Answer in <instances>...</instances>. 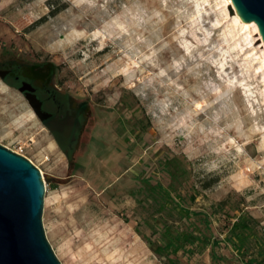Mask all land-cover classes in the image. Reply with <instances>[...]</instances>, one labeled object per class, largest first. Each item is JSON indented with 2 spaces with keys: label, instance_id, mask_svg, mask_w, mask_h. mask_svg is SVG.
<instances>
[{
  "label": "rangeland",
  "instance_id": "1",
  "mask_svg": "<svg viewBox=\"0 0 264 264\" xmlns=\"http://www.w3.org/2000/svg\"><path fill=\"white\" fill-rule=\"evenodd\" d=\"M242 23L227 0H0V65L73 113L40 121L0 78V144L40 170L61 264H213L208 248L170 262L147 244L164 220L192 227L156 211L166 170L191 209L226 201L217 230L242 211L264 225V46Z\"/></svg>",
  "mask_w": 264,
  "mask_h": 264
},
{
  "label": "water",
  "instance_id": "2",
  "mask_svg": "<svg viewBox=\"0 0 264 264\" xmlns=\"http://www.w3.org/2000/svg\"><path fill=\"white\" fill-rule=\"evenodd\" d=\"M230 1L243 22L256 25L264 46V0ZM4 73L0 70V78ZM18 91L40 121L49 116L29 82L22 81ZM44 193L40 170L0 144V264H61L42 225Z\"/></svg>",
  "mask_w": 264,
  "mask_h": 264
},
{
  "label": "trees",
  "instance_id": "3",
  "mask_svg": "<svg viewBox=\"0 0 264 264\" xmlns=\"http://www.w3.org/2000/svg\"><path fill=\"white\" fill-rule=\"evenodd\" d=\"M50 67H47L45 71L34 68V66H30L29 69L35 77L43 78L46 82L49 78L48 75L52 73V71H47ZM64 100L63 103H68L65 96ZM67 139L70 141L72 138L68 137ZM179 172H181V169L166 170L171 183L169 182L167 186H163L157 181L154 184L150 183L148 188L153 193V199L158 195L157 212L165 210L169 213L171 210H175L178 215L177 221L185 220L192 227L191 229L180 226L174 227L173 224H169L168 221L164 220L160 224V229L153 233H158V238H145L150 249L170 262L179 260L176 257L179 251L196 253L208 248L213 264H220L228 260H234L242 264H264V225L248 212L242 211L232 220H229V215H227L217 230L213 226L211 216L222 210L226 201L216 203V208L210 213L205 210H194L184 205L182 203L184 197L174 186L175 176ZM209 185V183L201 185V188H207ZM191 199H194V194ZM171 204L173 206L169 207ZM222 243L224 244L223 247L228 246L231 249V257H227L220 252Z\"/></svg>",
  "mask_w": 264,
  "mask_h": 264
},
{
  "label": "flooded vegetation",
  "instance_id": "4",
  "mask_svg": "<svg viewBox=\"0 0 264 264\" xmlns=\"http://www.w3.org/2000/svg\"><path fill=\"white\" fill-rule=\"evenodd\" d=\"M0 70L5 72L3 79L10 77L14 81L15 85L20 86L22 81H27V80H24L22 77H20L17 74V71L13 66H7L4 64H1ZM27 82H29L33 86L31 81H27ZM33 87H34L35 96L41 102V109L44 112L49 114V116L46 117L43 120V122H45V123L58 122V121L62 122L64 119H67L69 116H72V118H73V113H72V115H67L66 114L67 112L66 113L62 112V106L64 104L63 101H65L64 100L65 95L58 97L57 96L58 93L54 89L37 88L36 86H33ZM47 107H52V108H54V110H50Z\"/></svg>",
  "mask_w": 264,
  "mask_h": 264
},
{
  "label": "bare ground",
  "instance_id": "5",
  "mask_svg": "<svg viewBox=\"0 0 264 264\" xmlns=\"http://www.w3.org/2000/svg\"><path fill=\"white\" fill-rule=\"evenodd\" d=\"M227 1L230 3V0H227ZM236 17H237V19H240V18L238 17L237 14H236ZM240 20H241V19H240ZM241 21H242V20H241ZM242 22H243V21H242ZM245 23H247V22H243V23H242V26H248V25H249V24H245ZM251 25L254 27L255 30H257L254 24H251Z\"/></svg>",
  "mask_w": 264,
  "mask_h": 264
}]
</instances>
